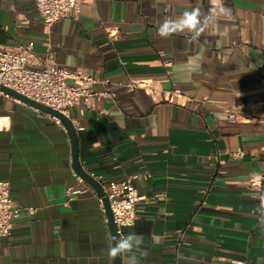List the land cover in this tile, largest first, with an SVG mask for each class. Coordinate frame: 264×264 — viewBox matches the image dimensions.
I'll use <instances>...</instances> for the list:
<instances>
[{
	"label": "crops",
	"instance_id": "0c3cea01",
	"mask_svg": "<svg viewBox=\"0 0 264 264\" xmlns=\"http://www.w3.org/2000/svg\"><path fill=\"white\" fill-rule=\"evenodd\" d=\"M214 2L81 0L77 16L47 29L34 0H0V45L30 42L43 55L48 43L57 64L108 91L68 116L86 171L105 180L139 173L136 219L123 232L143 235L140 264H264V207L249 182L262 176L264 190V122L231 120L219 105L264 100V0H220L231 15L196 40L156 35L164 20L207 14ZM129 80L181 96L128 90ZM240 147L239 158L226 153ZM73 171L62 123L0 94V179L20 207L0 237V264H113L104 206L92 190L69 197Z\"/></svg>",
	"mask_w": 264,
	"mask_h": 264
},
{
	"label": "built area",
	"instance_id": "2783aa9c",
	"mask_svg": "<svg viewBox=\"0 0 264 264\" xmlns=\"http://www.w3.org/2000/svg\"><path fill=\"white\" fill-rule=\"evenodd\" d=\"M34 3L43 25L47 29L58 19L70 14L77 16L81 10V0H34ZM96 81L95 78L79 68H68L57 64L54 60V52L48 43H46L43 55H38L30 42L0 45V84L9 86L67 116L71 107L86 102L95 94L105 95L108 93V91L94 92L91 86ZM125 87L128 90L141 89L151 95L156 93L163 95L161 90L145 80H129L125 83ZM0 94L9 96L2 91ZM180 96L181 93L175 87L168 90L166 96L163 95L167 101H176ZM219 105L231 120L251 119L264 122V100L258 102L238 101L232 104L220 103ZM52 118L56 122H60L58 118L54 116ZM226 153L234 158H239L243 155L244 150L240 147L233 151L226 150ZM89 173L102 185V190L109 200L117 232L124 236L123 229L131 226L136 219V203L140 199V195L134 180L139 176V173L129 174L121 180H105L100 174ZM73 174L77 185L67 187L70 198L71 195L85 190L94 191L75 171ZM262 179V176L252 174L249 177V182L251 188L258 189L260 197L264 198V190L261 187ZM98 198L103 206L101 197L98 196ZM102 209L104 210V208ZM33 210V207L29 208L30 212ZM19 213L20 207L15 204L10 194V182L0 179V237L10 234L13 221ZM104 220L107 222L105 214ZM230 261L243 263L242 260L235 258H231Z\"/></svg>",
	"mask_w": 264,
	"mask_h": 264
},
{
	"label": "clouds",
	"instance_id": "9594fccd",
	"mask_svg": "<svg viewBox=\"0 0 264 264\" xmlns=\"http://www.w3.org/2000/svg\"><path fill=\"white\" fill-rule=\"evenodd\" d=\"M213 7L209 9L207 14H202L200 9L185 11L177 19H166L157 28L156 35L160 38H169L173 34H180L187 31L191 34V38L196 40L203 34L210 23H214L221 16H230L231 9L215 0ZM221 36L227 35V29L220 33ZM261 207H264V198L261 199ZM143 235L137 233H129L126 236L117 235L112 237V245L107 249V255L110 258L120 257L124 259V264H140L139 257L147 256V252L141 251L143 244ZM153 243L158 244L160 237L153 234Z\"/></svg>",
	"mask_w": 264,
	"mask_h": 264
},
{
	"label": "water",
	"instance_id": "95a60500",
	"mask_svg": "<svg viewBox=\"0 0 264 264\" xmlns=\"http://www.w3.org/2000/svg\"><path fill=\"white\" fill-rule=\"evenodd\" d=\"M0 91H2L3 93L16 98L36 109H39L41 111H44L56 118H58L60 120V122L62 123V125L65 127L70 141H71V165L73 170L83 178L84 181H86L96 192V194L98 196L101 197L103 206H104V210H105V215L107 218V225L110 231V235H111V242L112 241V237L113 236H117L119 235L117 232V228L116 225L114 223L113 220V214L110 208V204H109V200L107 198V196L104 194L103 190H102V185L94 178L90 175V173L88 171H86L80 161H79V156H78V138H77V132L75 129V126L73 124V122L71 121V119L69 118V116L61 113L59 110L52 108L42 102L36 101L18 91H16L15 89L6 86L4 84H0ZM113 264H122V258L117 257L115 259H113Z\"/></svg>",
	"mask_w": 264,
	"mask_h": 264
}]
</instances>
